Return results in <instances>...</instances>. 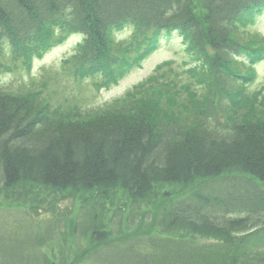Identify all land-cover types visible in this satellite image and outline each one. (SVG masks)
<instances>
[{
    "label": "trees",
    "instance_id": "1",
    "mask_svg": "<svg viewBox=\"0 0 264 264\" xmlns=\"http://www.w3.org/2000/svg\"><path fill=\"white\" fill-rule=\"evenodd\" d=\"M263 13L264 0H0V45L26 65L78 33L74 74L106 85L175 32L195 64L185 104L168 82L93 124L0 92V264H264V111L234 70L264 56L243 40Z\"/></svg>",
    "mask_w": 264,
    "mask_h": 264
},
{
    "label": "rangeland",
    "instance_id": "2",
    "mask_svg": "<svg viewBox=\"0 0 264 264\" xmlns=\"http://www.w3.org/2000/svg\"><path fill=\"white\" fill-rule=\"evenodd\" d=\"M246 32L247 35L243 38L244 45L264 47V17ZM113 35L117 45H123L120 42L130 43L135 36L131 26L122 31H115ZM82 41V35H70L63 45L48 51L43 59H35L33 68L30 69H26L23 65L22 57L15 60L11 48L3 43L0 53V92L15 97H38L37 100L42 103V108L46 104L44 111L49 118L62 116L76 124L87 122L93 124L99 115L117 113L131 106L141 105L142 100L153 96L162 89L163 84L168 82L174 84L173 91H180V103L185 102L188 93L183 85L192 82L187 71L195 64L190 61L188 45H183L182 37L179 35L175 34L170 40L163 42L162 48L155 54L138 65H133L125 71V74L117 77L116 83H111L107 87L103 85L106 79L104 74L84 79L74 74L76 56ZM137 55L138 51H133L130 59L136 58ZM235 59L237 63H245V65L237 66L234 70L242 74L243 78H248L249 60H241L240 57ZM253 68L254 78L249 85L243 86L244 93L241 94L242 97L251 98L261 112L264 111V60ZM155 76L160 84L159 88V84L153 79ZM241 84L245 85L243 82ZM161 114L168 118L172 116L171 113ZM173 195L169 191L161 198V202L165 203L169 200L165 196L173 197ZM113 210L114 208H110L111 212ZM150 210L155 212L156 208L152 206ZM111 215L112 213L108 214V217ZM35 231L40 230L36 228ZM68 250L71 252L70 258H74L77 253L76 241L70 240Z\"/></svg>",
    "mask_w": 264,
    "mask_h": 264
}]
</instances>
